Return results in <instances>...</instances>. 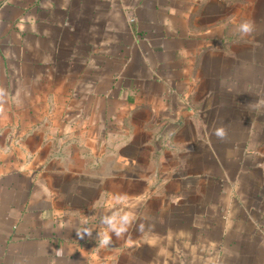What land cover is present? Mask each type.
Masks as SVG:
<instances>
[{"label":"crops","instance_id":"obj_1","mask_svg":"<svg viewBox=\"0 0 264 264\" xmlns=\"http://www.w3.org/2000/svg\"><path fill=\"white\" fill-rule=\"evenodd\" d=\"M0 87V264H264V0H0Z\"/></svg>","mask_w":264,"mask_h":264},{"label":"clouds","instance_id":"obj_2","mask_svg":"<svg viewBox=\"0 0 264 264\" xmlns=\"http://www.w3.org/2000/svg\"><path fill=\"white\" fill-rule=\"evenodd\" d=\"M238 31L241 33L243 36L250 35L254 31V25L250 21H244L238 26ZM6 91L4 88L0 87V100L6 95ZM4 113V107L3 104L0 103V115H3ZM216 135L218 137L223 138L226 133L223 128H220L216 131ZM117 199H123L122 197H118ZM133 217L125 213L124 215H120L119 218H117L114 215L111 216H106L103 219V223L107 225L108 229L111 232H114L116 236H120L124 231H126L127 226L131 223ZM90 234V233H89ZM101 239L100 243L102 245H108L111 242V237L109 235L108 231H105L100 234Z\"/></svg>","mask_w":264,"mask_h":264}]
</instances>
